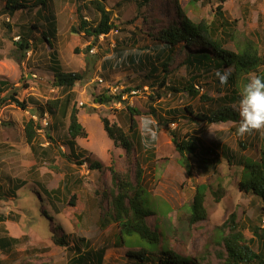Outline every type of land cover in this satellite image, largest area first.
<instances>
[{
    "label": "rangeland",
    "instance_id": "obj_1",
    "mask_svg": "<svg viewBox=\"0 0 264 264\" xmlns=\"http://www.w3.org/2000/svg\"><path fill=\"white\" fill-rule=\"evenodd\" d=\"M89 1L46 0L56 15V38L49 45L46 39L33 38L32 47L23 52L16 43L24 28L35 23L41 4L32 11L19 8L12 14L3 10L4 0H0V80L7 82L0 95L15 91L26 106L23 109L8 100L0 105V217L4 219L0 221V238L11 236L18 241L8 249L0 246V264H77L79 250L83 256L88 254L83 264H98L90 253L101 249L100 264H135L132 253H138L142 244L120 245L118 227L109 217L110 167L132 184L137 167L141 169L144 202L147 197V206L154 211L145 221L151 229L164 233L159 242L162 246L200 264H223L224 247L216 238V228L234 213L244 237L252 239V250H257L251 227L264 229V210L258 196L238 188L241 166L225 159L213 165V155L207 154L211 163L199 168L196 157H191L192 177H187L170 133L178 139L194 136L200 148L210 146L216 152L226 148L255 161L264 130L237 135V103L232 104L236 118L226 122H206L184 112L187 107L197 113L222 106L217 99L226 90H217L223 86L216 84L215 69L200 71L196 82L198 95H205L206 100L156 84L149 86L144 80L151 62L159 68L162 59H155L154 45L161 43L147 36V25L157 29L167 25L177 18L179 7L194 22L210 21L220 0H104L114 27L107 35H99L94 44L82 32H72V27H78V12L90 24L97 22L98 13ZM40 7V11L45 8ZM223 11L226 18L237 20L238 29L257 44L259 54H264V0H226ZM43 22L37 19L39 26ZM39 30L32 31L33 37H40ZM195 49L183 43L174 46L169 86L179 88L189 79L192 71L179 63V57ZM53 58L63 71L81 72L83 79L71 89L55 86ZM261 70L258 66L247 77ZM103 92L121 94V101L95 103L94 96ZM58 98L67 100V114L52 116L46 101ZM71 103L77 105L78 121L87 132L73 144L67 133ZM126 106L139 111L134 121L140 140L130 154L106 136L100 119L106 117L127 131ZM41 111H45L43 115ZM31 118L39 125L32 147L24 135V124ZM92 162L100 168H92ZM197 185H205L206 218L190 225L188 206ZM219 186L224 191L216 200L211 192ZM61 235L67 236L65 243L57 242ZM155 256L154 251L145 263H154Z\"/></svg>",
    "mask_w": 264,
    "mask_h": 264
},
{
    "label": "trees",
    "instance_id": "obj_2",
    "mask_svg": "<svg viewBox=\"0 0 264 264\" xmlns=\"http://www.w3.org/2000/svg\"><path fill=\"white\" fill-rule=\"evenodd\" d=\"M147 0H144L146 2ZM196 0H194L195 2ZM226 0H220L215 10V15L210 21L194 22L189 19L180 7L177 18L169 22L167 25H162L158 29L153 25L148 24L145 32L152 40L160 42L161 45H154L156 50L155 59H161L159 68L151 62L150 69L145 73L144 80L149 86L156 84L158 88L168 89L171 92H185L191 98L199 96V99L206 100L203 94L198 95L200 86L196 84L200 77V71L212 70L224 71L231 69L232 76L227 84H221L217 79L216 84L222 85L217 90L222 92L223 88L226 90L218 102L222 103L216 110L202 111L194 113L191 107H187L184 112L192 118L206 122H226L236 118V113L232 108V104H236L239 99V93L243 84L249 79L247 74L255 70L256 67L261 66V73L256 72V75L264 76V54H259L257 44L247 36L243 31L237 27V20H230L225 17L223 11V3ZM104 0H90L89 4L98 13V20L95 24H90L78 12L79 22L78 27H72L73 33L82 32L85 36L91 39L90 44H94L98 40L99 35H107L114 27L110 22V12L106 10L103 5ZM188 3V2H187ZM39 5L36 13L38 16L36 21L29 28H24V33L19 36L17 46L27 51L32 47L33 38H39L41 41L46 39L48 45L50 40L56 38L57 19L54 13L52 4L46 5V0H4L3 10L6 13H12L19 8H27L32 11L36 5ZM43 6V11H40ZM78 10V7H77ZM42 12V14H41ZM37 19L44 20L43 25H38ZM40 28V30H39ZM40 31V37H33L32 31ZM26 34V35H25ZM30 36V37H27ZM50 38H49V37ZM32 40V41H31ZM178 43H183L185 47L194 45L195 50H186L184 56L179 57L185 69H191L192 74L189 79L185 81L181 87L177 88L173 85L169 86L168 74L171 72V58L173 48ZM227 43H231V48L225 47ZM150 54L148 53L149 58ZM130 61H135L131 59ZM138 64H141V59L138 58ZM53 83L63 89H71L77 81L83 79V73L63 71L60 64L53 58ZM143 67V64H142ZM7 86V82L0 80V92ZM124 92V91H122ZM158 92V91H157ZM158 98L160 95H156ZM8 102H13L17 106L25 109V102L19 101L16 92L0 95V105ZM67 100L64 102L61 99H54L46 101L47 112L53 114H65L68 108ZM113 101L120 102L121 94L111 95L110 93H101L94 96V102L99 104H108ZM61 107L60 110H56ZM208 110V109H206ZM128 117V130L125 131L122 126L114 121H110L106 117H101L102 128L106 136L113 142L114 145L120 146L128 154L135 151L139 144L140 135L136 130L134 116L139 114V111L134 107L126 106ZM153 111V110H152ZM45 111H41V115ZM155 113V111H153ZM67 114V113H66ZM78 108L75 103H71L68 112L67 133L70 137V143L77 137H85L87 132L77 118ZM162 120V118L160 119ZM166 120L165 122H167ZM36 128H39L38 122L32 118L24 124V135L26 142L32 147L33 140L36 134ZM171 141L178 152V163L184 169L187 177H192V163L190 158L193 157L197 166L204 167L205 163H211L206 157L211 154L214 157L213 165H217L222 159L227 163L241 166L243 176L238 181V188L241 191L251 192L258 196L262 202V209L264 210V138H261L258 147V160L253 161L233 152L229 149H221V152H216L210 146L200 148L198 138L186 135L185 138L178 139L175 133L171 132ZM239 147L244 149L240 143ZM238 157V158H237ZM135 164L138 161L137 157L134 159ZM92 168H100V164L92 162ZM112 187L107 191L109 198L110 212L109 217L118 227L117 241L120 245L135 246L136 243H141L142 246L137 247L141 249L138 253H132L135 257V264H146L150 261V256L155 251L154 263L149 264H200L195 258L188 256H181L168 246L159 244L164 233H160L155 229H151L145 218L153 214V210L148 208L147 197L144 202V188L141 185V169L137 167L135 172V184H132L128 179L120 177L112 167H110ZM224 189L217 187L216 191H212V195L216 200L222 197ZM205 185H197L191 203L188 206L187 222L194 224L206 218V210L204 207ZM52 196V195H51ZM73 205V201L70 202ZM4 220L0 217V221ZM216 238L221 241L224 252L222 258L223 264H264V229L259 226H252V238L256 242L257 250H252L250 242L252 239H246L240 229L239 222L234 213L216 228ZM135 236V237H133ZM67 236L61 235L57 239L59 243H65ZM83 241L82 239H80ZM18 243L17 239L11 236H3L0 238V246L3 249H8L10 246ZM145 245V246H144ZM139 246V245H138ZM167 247V248H166ZM104 249L95 253H90V256L95 257L97 263L100 264L102 260ZM147 252L150 254L147 255ZM77 254V264H83L84 259H87L88 254ZM84 254V252H82ZM154 256V255H153Z\"/></svg>",
    "mask_w": 264,
    "mask_h": 264
},
{
    "label": "clouds",
    "instance_id": "obj_3",
    "mask_svg": "<svg viewBox=\"0 0 264 264\" xmlns=\"http://www.w3.org/2000/svg\"><path fill=\"white\" fill-rule=\"evenodd\" d=\"M214 75L221 84H227L232 71L218 70ZM237 111L240 117L237 135L243 137L254 131L264 130V76L256 75L243 84L237 101Z\"/></svg>",
    "mask_w": 264,
    "mask_h": 264
},
{
    "label": "built area",
    "instance_id": "obj_4",
    "mask_svg": "<svg viewBox=\"0 0 264 264\" xmlns=\"http://www.w3.org/2000/svg\"><path fill=\"white\" fill-rule=\"evenodd\" d=\"M262 222L264 223V217L262 218Z\"/></svg>",
    "mask_w": 264,
    "mask_h": 264
}]
</instances>
